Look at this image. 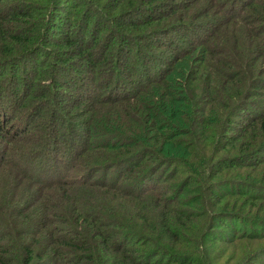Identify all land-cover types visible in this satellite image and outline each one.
I'll list each match as a JSON object with an SVG mask.
<instances>
[{"label": "trees", "instance_id": "1", "mask_svg": "<svg viewBox=\"0 0 264 264\" xmlns=\"http://www.w3.org/2000/svg\"><path fill=\"white\" fill-rule=\"evenodd\" d=\"M0 264H264V0H0Z\"/></svg>", "mask_w": 264, "mask_h": 264}]
</instances>
